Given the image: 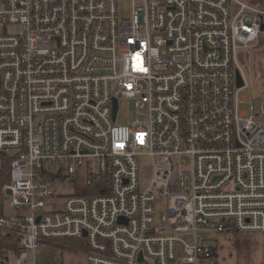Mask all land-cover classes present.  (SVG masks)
Masks as SVG:
<instances>
[{"label": "built area", "instance_id": "1", "mask_svg": "<svg viewBox=\"0 0 264 264\" xmlns=\"http://www.w3.org/2000/svg\"><path fill=\"white\" fill-rule=\"evenodd\" d=\"M121 1L0 0L2 192L21 210L0 215L16 235L0 264L62 238L89 264H218L213 234L264 233V105L240 111L238 60L264 38V0H130L129 17ZM122 98L135 122H117Z\"/></svg>", "mask_w": 264, "mask_h": 264}, {"label": "rangeland", "instance_id": "2", "mask_svg": "<svg viewBox=\"0 0 264 264\" xmlns=\"http://www.w3.org/2000/svg\"><path fill=\"white\" fill-rule=\"evenodd\" d=\"M131 12V1L122 0L120 2V14L129 17ZM16 28L11 27L14 31ZM238 60L243 72L246 75L247 87L240 92V111L244 114L251 113V105H264V38L255 48L242 49L239 51ZM137 120V113L134 101L126 98L120 100L118 123H131ZM87 167L98 169L97 161L92 158L85 159ZM140 176H144L151 171V158L147 154L139 157ZM49 167V165H46ZM85 170V166L83 167ZM86 179L85 172H80L77 176V183L82 188ZM72 180V179H70ZM62 181V189L59 185L61 180L55 182L59 195L71 193L73 191V181ZM79 187V188H80ZM63 193V194H62ZM7 195V194H6ZM53 201V202H52ZM49 204L54 207L61 206V201L50 200ZM5 213L15 215L21 212L9 205V199H5ZM27 212V211H25ZM167 213V199L162 197L156 202V225L164 224V217ZM209 242L216 248V258L218 264H264V233L262 232H224L213 234ZM28 261L30 264H89L88 256L84 249L71 250L62 248L54 242H42L33 252H30Z\"/></svg>", "mask_w": 264, "mask_h": 264}, {"label": "trees", "instance_id": "3", "mask_svg": "<svg viewBox=\"0 0 264 264\" xmlns=\"http://www.w3.org/2000/svg\"><path fill=\"white\" fill-rule=\"evenodd\" d=\"M10 157L4 156L2 159V165L0 167V215H3L5 212V199L6 195L2 192L3 186L10 182V164H11ZM80 186H76L77 192H82ZM57 243L62 248L71 249V250H86L85 244L82 240L72 239V238H62L57 239L55 241H50ZM16 244V235L12 232L7 230H3L0 228V245L4 246H15Z\"/></svg>", "mask_w": 264, "mask_h": 264}, {"label": "crops", "instance_id": "4", "mask_svg": "<svg viewBox=\"0 0 264 264\" xmlns=\"http://www.w3.org/2000/svg\"><path fill=\"white\" fill-rule=\"evenodd\" d=\"M59 180H61V181H59ZM58 181L60 182V185H59V188H60V190H63L62 188V185L61 184H63L62 183V181H67V180H62V179H59ZM71 181V180H70ZM73 185H74V187H73V191L75 190V184H74V182H73ZM63 194V193H62ZM66 194H68V193H66ZM53 202V201H52ZM50 203V202H49ZM51 204V203H50ZM49 204V207H48V209H59V208H62V207H54L53 206V204L52 205H50ZM25 211H26V209H24ZM4 214H5V212H4Z\"/></svg>", "mask_w": 264, "mask_h": 264}, {"label": "water", "instance_id": "5", "mask_svg": "<svg viewBox=\"0 0 264 264\" xmlns=\"http://www.w3.org/2000/svg\"><path fill=\"white\" fill-rule=\"evenodd\" d=\"M262 28H264V25L262 26ZM237 81H238V86H241L243 84V80H242V77L240 74H238L237 76ZM117 107V104L115 105ZM7 195H10L11 194V190H7L6 192Z\"/></svg>", "mask_w": 264, "mask_h": 264}]
</instances>
